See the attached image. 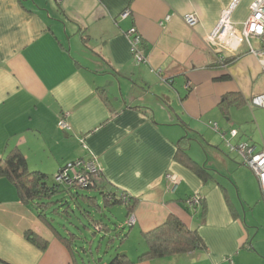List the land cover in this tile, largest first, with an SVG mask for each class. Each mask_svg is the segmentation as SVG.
Wrapping results in <instances>:
<instances>
[{
  "label": "crops",
  "instance_id": "0c3cea01",
  "mask_svg": "<svg viewBox=\"0 0 264 264\" xmlns=\"http://www.w3.org/2000/svg\"><path fill=\"white\" fill-rule=\"evenodd\" d=\"M233 1L0 0V159L18 148L29 170L55 174L69 161L95 157L101 184L136 199L135 222L124 227L117 250L126 264H264L261 191L227 146L264 144V107L248 103L264 93V68L244 44L224 67L207 40ZM252 1L236 0L234 23L246 19ZM124 9L129 14L121 18ZM185 14L196 17L194 25ZM131 28L140 36V63L129 50L125 32ZM226 93H237L243 103L223 105ZM62 116L68 130L57 125ZM177 147L206 172L176 160ZM167 173L178 177L175 186ZM195 192L202 201L188 208L185 199ZM116 205L104 212L122 226L127 209ZM170 214L195 229L205 247L139 259L145 233ZM27 231L46 247L29 240ZM112 254L98 264H109ZM88 261L65 247L0 176V264Z\"/></svg>",
  "mask_w": 264,
  "mask_h": 264
},
{
  "label": "trees",
  "instance_id": "16d2710c",
  "mask_svg": "<svg viewBox=\"0 0 264 264\" xmlns=\"http://www.w3.org/2000/svg\"><path fill=\"white\" fill-rule=\"evenodd\" d=\"M235 59L229 58L227 63ZM230 102L240 104L243 100L237 93L224 94L221 103L226 105ZM179 141L185 146L189 145L188 138L181 137ZM174 158L198 173L206 172L183 147H177ZM0 176L12 182L19 200L31 208L73 254L78 253L82 258L89 259L88 264H98L105 253L113 252L109 264L127 263L126 255L117 251L127 236V230L124 225L115 224L104 210L123 204L128 217L133 212L136 199L125 191L111 190L101 184L102 171L98 172L96 178H90L91 182L84 187L76 183H58L54 178L49 182L46 173L29 170L20 150L11 148L0 159ZM123 194L126 198H122ZM25 236L39 248L46 247V241L33 232L27 231ZM145 239L147 248L140 253L139 259L205 247L197 231L187 227L173 214L168 215L161 225L145 233Z\"/></svg>",
  "mask_w": 264,
  "mask_h": 264
},
{
  "label": "built area",
  "instance_id": "2783aa9c",
  "mask_svg": "<svg viewBox=\"0 0 264 264\" xmlns=\"http://www.w3.org/2000/svg\"><path fill=\"white\" fill-rule=\"evenodd\" d=\"M54 1L57 3L61 2V0ZM235 2L236 0L220 12L218 21L207 36V40L217 53V62L224 67L228 64L227 59L240 54L239 48L244 44L247 53L253 55L260 66L264 68V0H253L249 4L248 16L239 25L231 20V12ZM128 14L129 10L124 9L120 13V17L124 18ZM165 19H168V17ZM183 19L188 25H194L196 22V17L193 14H185ZM125 34L129 39V50L134 61L136 63L142 62L144 54L139 47V34L134 28L127 30ZM252 39L257 45L251 42ZM186 87H188V83ZM248 103L264 107V93L252 96ZM57 125L62 130L70 128L69 124L64 120V116L59 118ZM212 126L215 131L219 132L216 123H212ZM219 133L223 137V133ZM228 134L233 138L237 132L232 129ZM227 146L230 150L236 151L241 157L242 164L255 174L264 201V144L256 149L253 144L248 142L240 141L233 144L227 141ZM99 171H102V167L95 157H82L69 161L58 169L54 174V180L58 183H76L84 187L91 182V180L89 181L90 178H96ZM166 178L173 186L179 181L176 175L170 173L166 174ZM122 198H126V195L123 194ZM201 201L202 195L195 192L185 199V204L188 208L194 209ZM134 222L135 216L131 213L126 218L124 226L131 227Z\"/></svg>",
  "mask_w": 264,
  "mask_h": 264
},
{
  "label": "rangeland",
  "instance_id": "374dc122",
  "mask_svg": "<svg viewBox=\"0 0 264 264\" xmlns=\"http://www.w3.org/2000/svg\"><path fill=\"white\" fill-rule=\"evenodd\" d=\"M52 1H53V0H52ZM251 42L254 43V45H257V44L254 42V39H252ZM182 133H183V132H182ZM182 133H181V134H182ZM182 135H183V134H182ZM195 142H197V143L195 144ZM191 144H192L193 146H196V145H197V147L201 148L199 142H198L196 139H192ZM201 151H202V150H201ZM202 152L204 153V151H202ZM245 167H246V166H245ZM47 176H48V181H49V182H52V180H53V178H54V174H53V173H52V174H51V173H47ZM120 205H121V204H117L116 206H117V207H120ZM117 207H115V209H116ZM130 239H134V238H130ZM135 241H136V240H135ZM127 244H129L128 241H127V243H126V246H127ZM121 249H122V246H121ZM121 251H123V250H121Z\"/></svg>",
  "mask_w": 264,
  "mask_h": 264
}]
</instances>
